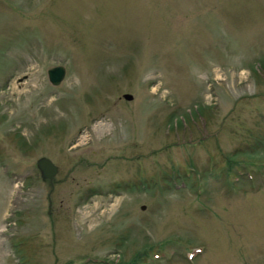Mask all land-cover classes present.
I'll return each instance as SVG.
<instances>
[{"label":"rangeland","instance_id":"rangeland-1","mask_svg":"<svg viewBox=\"0 0 264 264\" xmlns=\"http://www.w3.org/2000/svg\"><path fill=\"white\" fill-rule=\"evenodd\" d=\"M0 264H264V0H0Z\"/></svg>","mask_w":264,"mask_h":264},{"label":"water","instance_id":"water-1","mask_svg":"<svg viewBox=\"0 0 264 264\" xmlns=\"http://www.w3.org/2000/svg\"><path fill=\"white\" fill-rule=\"evenodd\" d=\"M46 75L49 83L56 85L62 80L64 76V67L62 65L51 66L46 70ZM122 97L127 100L131 99V95L128 93H123ZM35 166L38 169L41 178L48 179L50 181L53 180L54 174L57 171V167L50 159L41 156L36 160Z\"/></svg>","mask_w":264,"mask_h":264},{"label":"trees","instance_id":"trees-1","mask_svg":"<svg viewBox=\"0 0 264 264\" xmlns=\"http://www.w3.org/2000/svg\"><path fill=\"white\" fill-rule=\"evenodd\" d=\"M250 177H251L250 174L247 173L246 178H250ZM154 255H156V254H154Z\"/></svg>","mask_w":264,"mask_h":264},{"label":"flooded vegetation","instance_id":"flooded-vegetation-1","mask_svg":"<svg viewBox=\"0 0 264 264\" xmlns=\"http://www.w3.org/2000/svg\"><path fill=\"white\" fill-rule=\"evenodd\" d=\"M53 163V162H52Z\"/></svg>","mask_w":264,"mask_h":264}]
</instances>
